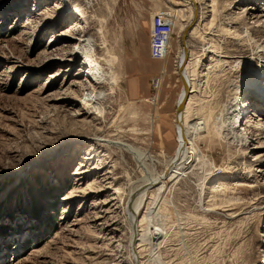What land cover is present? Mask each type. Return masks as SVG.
Segmentation results:
<instances>
[{
  "label": "rangeland",
  "instance_id": "obj_1",
  "mask_svg": "<svg viewBox=\"0 0 264 264\" xmlns=\"http://www.w3.org/2000/svg\"><path fill=\"white\" fill-rule=\"evenodd\" d=\"M197 4L183 41L185 0H0V264H264V0ZM88 34L85 62L106 74L95 95L67 56ZM184 48L200 158L156 200L149 190L133 261L126 210L143 171L89 139L130 143L160 173L178 145ZM232 104L252 139L218 127Z\"/></svg>",
  "mask_w": 264,
  "mask_h": 264
},
{
  "label": "bare ground",
  "instance_id": "obj_2",
  "mask_svg": "<svg viewBox=\"0 0 264 264\" xmlns=\"http://www.w3.org/2000/svg\"><path fill=\"white\" fill-rule=\"evenodd\" d=\"M185 1L190 3L191 14H190V20L188 21V24L185 26L183 41L186 35L188 34V32L190 31L191 27L193 26V24L195 23L194 21L201 14V12L198 9L197 0H185ZM212 11H214V9H212ZM254 17L255 16H252V18ZM225 31H227V33L229 34H234L229 30H225ZM66 33H67L66 35L67 37L70 36L68 35L69 31H67ZM71 39L77 42L74 43L73 48L67 52V56L72 60H77L76 63H78L79 68L83 65L87 67V70L83 71L85 72V76H86L85 80H88L87 83L89 84L90 88L93 90L95 95L97 93L96 86L101 84L102 81L105 80V76H106L104 70H102L97 63L91 64L85 62V59L87 58L90 59L95 55L94 54L95 45H96L95 40L92 37V35L89 34L85 38L83 36L81 37L79 35H76V37H73ZM186 51L187 49L184 48V52H183L184 55L180 54L181 61L178 68L179 77L183 82V91L181 93V96L178 101V105L176 106V110H175V119H176L175 127L178 135L177 136L178 145L175 154L167 161L165 168L160 173L153 172L150 168L151 159L148 157V155L144 151L134 147L130 143L123 142L120 140L102 138V137H93V138L90 137L89 139L90 141L91 140L100 141L106 144L107 146H114L122 154L127 152L128 154H130V156H132L133 160L137 163L138 168L141 171H143L142 179L139 181V184H135L130 189L128 196L129 202L126 210L131 227L130 236L126 248L130 251L133 257V261L137 260L138 258L137 247L141 242V240L145 238L140 233L141 232L139 231L140 229H138L140 222L143 220L146 221L154 220L155 211L153 212V205H154L153 201L151 202L148 210L149 217L145 215L140 220L138 219L140 208L144 204L149 190L153 189L155 191L153 200H156V197L158 198L160 195L164 194L166 188L171 182L175 181L177 178H181L182 176H184L188 172L189 168L192 166L194 161L200 158L194 143L195 135L197 134L196 131H197L198 123L197 122L189 123L188 121H186L185 118V112L188 108L189 101L191 100L190 93L191 91H194L193 89L194 85L189 80L185 67V65L188 63L186 59ZM70 59L68 61H70ZM80 70L83 69L80 68ZM94 95L91 98L94 99L96 97ZM244 106L245 105L243 104L239 106L238 105L234 106L233 104L228 105L227 106L228 109L226 110V113L223 116L224 118L221 117L218 124V127L222 129H224V127L227 126L229 132L230 133L233 132L231 137L233 139H238V141L240 139L245 141H248L250 138L252 139V136H248L245 134V128L244 126H242V121L243 120H245V122L247 121V118H245L247 116L245 113L246 111L245 109L247 108V106H245V108L243 109ZM73 116L79 117V113L75 112ZM241 116L243 117L242 119H240ZM245 136H247V139L245 138ZM246 145H250V143ZM263 147H264V141L262 142L261 145L254 146L253 148H263ZM252 155L254 156L253 159L257 161L263 156V152L254 153ZM107 189H109V187ZM147 234H148V238L151 239L150 242L151 246H155L158 245V242H156L157 237L163 235L164 233L163 230H159V228L156 227V224H152V227L150 228L147 227ZM111 264H130V262L126 260L125 261L117 260V261H113Z\"/></svg>",
  "mask_w": 264,
  "mask_h": 264
},
{
  "label": "crops",
  "instance_id": "obj_3",
  "mask_svg": "<svg viewBox=\"0 0 264 264\" xmlns=\"http://www.w3.org/2000/svg\"><path fill=\"white\" fill-rule=\"evenodd\" d=\"M144 46H141V50H143ZM138 80V79H137ZM138 82V81H137ZM169 136V135H168Z\"/></svg>",
  "mask_w": 264,
  "mask_h": 264
}]
</instances>
